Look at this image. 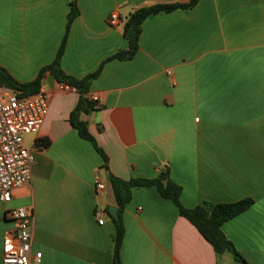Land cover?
<instances>
[{
    "label": "crops",
    "instance_id": "obj_1",
    "mask_svg": "<svg viewBox=\"0 0 264 264\" xmlns=\"http://www.w3.org/2000/svg\"><path fill=\"white\" fill-rule=\"evenodd\" d=\"M70 1L0 0V66L16 80H34L55 59ZM189 1L78 0L64 72L84 78L128 49L124 26L135 10ZM40 89L50 105L40 131L24 137L35 153L31 183L0 202V264L4 237L15 228L6 212L16 207L32 213L33 253L42 257L31 264H114L110 211L119 207L110 176L161 171L182 185L187 207L253 199L222 229L248 264H264V0H198L144 20L136 55L104 64L87 93L98 97L97 108L80 114L107 167L71 121L80 93L50 72ZM122 218L121 264H238L230 252L218 256L154 186H134Z\"/></svg>",
    "mask_w": 264,
    "mask_h": 264
},
{
    "label": "trees",
    "instance_id": "obj_2",
    "mask_svg": "<svg viewBox=\"0 0 264 264\" xmlns=\"http://www.w3.org/2000/svg\"><path fill=\"white\" fill-rule=\"evenodd\" d=\"M77 1L78 0L70 1L71 10L68 14L66 32L55 59L50 64L42 67L38 73V76L34 80L20 82L1 66L0 72L6 75V77L19 88V91L16 92L19 96H28L38 92L41 88L42 79L46 72H50L59 82L75 87L80 93V99L77 107L71 114V121L78 129L79 134L83 138L91 141L97 151L103 156L105 165L107 167L108 156L88 131L86 122L80 119V114L82 112H90L97 108V102L93 101L87 96L91 81L100 75L102 68L107 61L112 59H132L136 55L139 49L142 24L148 16L160 12L169 13L177 9H190L197 4L198 0L176 3H158L141 7L132 12L128 16L124 26V33L129 41L128 49L121 50L107 58L98 70L81 79L66 74L61 66V58L66 48L71 24L79 14ZM110 181L112 184L115 200L119 207L117 212L118 217H114V223L116 226L114 264H121L120 251L125 234V226L122 215L126 204L131 200L132 188L134 186L156 187L162 197L171 199L177 206L179 213L187 218L192 224H194V226L204 236V238H206V240H208V242H210V244L214 247V250L218 256L225 252H230L238 264H248L242 255L236 250L233 243L225 235L222 225L232 217L238 215L240 212L248 208L253 203V199L246 198L232 203H213L206 201L194 207H187L181 200L183 191L182 185L173 181L170 178L168 171H161L156 177L153 178H131L128 180L111 175Z\"/></svg>",
    "mask_w": 264,
    "mask_h": 264
},
{
    "label": "built area",
    "instance_id": "obj_3",
    "mask_svg": "<svg viewBox=\"0 0 264 264\" xmlns=\"http://www.w3.org/2000/svg\"><path fill=\"white\" fill-rule=\"evenodd\" d=\"M120 19L113 11L109 22L116 25ZM62 88L78 91L66 83H62ZM4 91L0 93V202H10L14 188L31 183L35 153L25 145L24 137L40 131L49 111L50 96L43 89L28 96ZM92 100L99 103L98 97ZM96 187L104 189L105 184L97 180ZM102 215V211L96 210L99 223L104 221ZM6 217L15 221V228L4 237L3 264L40 262L41 252L34 254L32 248L30 210L12 208L6 212Z\"/></svg>",
    "mask_w": 264,
    "mask_h": 264
},
{
    "label": "water",
    "instance_id": "obj_4",
    "mask_svg": "<svg viewBox=\"0 0 264 264\" xmlns=\"http://www.w3.org/2000/svg\"><path fill=\"white\" fill-rule=\"evenodd\" d=\"M0 89H6L12 92H18L19 88L14 85L2 72H0ZM110 213L117 218V207H112Z\"/></svg>",
    "mask_w": 264,
    "mask_h": 264
}]
</instances>
